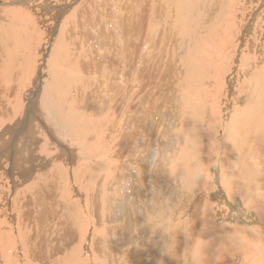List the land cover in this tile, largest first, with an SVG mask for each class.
Returning a JSON list of instances; mask_svg holds the SVG:
<instances>
[{
	"label": "bare ground",
	"instance_id": "bare-ground-1",
	"mask_svg": "<svg viewBox=\"0 0 264 264\" xmlns=\"http://www.w3.org/2000/svg\"><path fill=\"white\" fill-rule=\"evenodd\" d=\"M0 264H264V0H0Z\"/></svg>",
	"mask_w": 264,
	"mask_h": 264
},
{
	"label": "rangeland",
	"instance_id": "rangeland-1",
	"mask_svg": "<svg viewBox=\"0 0 264 264\" xmlns=\"http://www.w3.org/2000/svg\"><path fill=\"white\" fill-rule=\"evenodd\" d=\"M233 212L235 213V214H237L238 216H240V217H242L243 215H242V213L241 212H238V209H233Z\"/></svg>",
	"mask_w": 264,
	"mask_h": 264
}]
</instances>
